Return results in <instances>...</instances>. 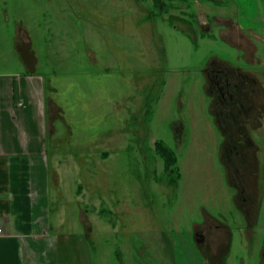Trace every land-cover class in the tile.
Wrapping results in <instances>:
<instances>
[{"label":"rangeland","instance_id":"374dc122","mask_svg":"<svg viewBox=\"0 0 264 264\" xmlns=\"http://www.w3.org/2000/svg\"><path fill=\"white\" fill-rule=\"evenodd\" d=\"M172 3L0 0V74L28 59L46 83L56 264L258 263L264 116L257 167L233 179L205 69H241L264 93V0Z\"/></svg>","mask_w":264,"mask_h":264},{"label":"crops","instance_id":"0c3cea01","mask_svg":"<svg viewBox=\"0 0 264 264\" xmlns=\"http://www.w3.org/2000/svg\"><path fill=\"white\" fill-rule=\"evenodd\" d=\"M24 73L0 74V264H56L48 222L46 83L26 61Z\"/></svg>","mask_w":264,"mask_h":264},{"label":"flooded vegetation","instance_id":"af4514ba","mask_svg":"<svg viewBox=\"0 0 264 264\" xmlns=\"http://www.w3.org/2000/svg\"><path fill=\"white\" fill-rule=\"evenodd\" d=\"M211 63L212 66L205 69L206 82H208L211 103L214 104L213 111L216 113L219 132L227 137L223 141L227 153L225 157L228 164L233 167L235 173L233 179L242 180L244 176L251 174V165H255L256 168L258 164V147L253 140L250 128L257 127V119H259L258 128L263 126L261 121L264 116V93L257 79L245 72L242 73L241 69ZM239 165L246 175L238 172ZM234 187L244 193L243 183ZM241 205L248 210L252 204L247 196H243ZM199 236L198 240L204 239L202 234ZM262 241L257 264H264V238ZM215 256L216 261L212 260V257L210 259L207 257V264H220V256L218 254Z\"/></svg>","mask_w":264,"mask_h":264},{"label":"trees","instance_id":"16d2710c","mask_svg":"<svg viewBox=\"0 0 264 264\" xmlns=\"http://www.w3.org/2000/svg\"><path fill=\"white\" fill-rule=\"evenodd\" d=\"M172 2H173V0L172 1L171 0H152V8L153 9L150 12V15L151 16H159L160 14H163L164 12H165V14L169 13L171 9L177 8V5L173 4ZM174 19L175 18L173 17V15H170L168 17V22L170 25H173ZM157 145L160 146L161 141H158ZM161 154L165 158V162L167 164V166H165V168H168V164L173 163L174 160L172 158L171 161H168V160H170V158H169L170 155H167V151L163 152Z\"/></svg>","mask_w":264,"mask_h":264},{"label":"built area","instance_id":"2783aa9c","mask_svg":"<svg viewBox=\"0 0 264 264\" xmlns=\"http://www.w3.org/2000/svg\"><path fill=\"white\" fill-rule=\"evenodd\" d=\"M2 232L1 228H0V233Z\"/></svg>","mask_w":264,"mask_h":264}]
</instances>
